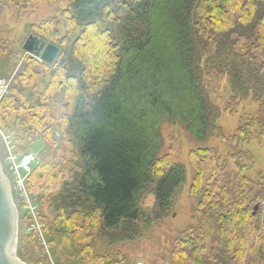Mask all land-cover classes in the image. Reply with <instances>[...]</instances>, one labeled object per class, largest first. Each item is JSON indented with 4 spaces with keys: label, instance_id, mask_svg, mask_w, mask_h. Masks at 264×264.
<instances>
[{
    "label": "trees",
    "instance_id": "obj_1",
    "mask_svg": "<svg viewBox=\"0 0 264 264\" xmlns=\"http://www.w3.org/2000/svg\"><path fill=\"white\" fill-rule=\"evenodd\" d=\"M1 1L22 18L42 4ZM52 1L67 36L81 29L70 60L58 54L52 64L40 63L29 54L0 103V127L17 144L42 138L51 147L56 130L77 150L68 176L43 161L27 180L54 263L128 264L121 247L151 234L187 181L185 168L173 162L174 146L160 156L164 123L178 119L194 139L207 142L219 129L211 95L227 82L230 114L248 99L259 109L226 141L247 142L259 128L264 142V0ZM104 18L109 27L101 25ZM43 27L39 35L59 41L54 20ZM43 76L50 80L41 87ZM95 86L101 91L79 97L72 116L52 114L59 95L72 98ZM189 161L198 225L180 234L172 264H264V214L253 215L264 200V176H248L255 156L222 157L203 148ZM14 199L22 208L15 193ZM23 220L33 223L30 214ZM24 237L38 239L37 232ZM39 245L34 249L43 258L32 256L31 264L49 260ZM18 255L26 260L20 249Z\"/></svg>",
    "mask_w": 264,
    "mask_h": 264
},
{
    "label": "rangeland",
    "instance_id": "obj_2",
    "mask_svg": "<svg viewBox=\"0 0 264 264\" xmlns=\"http://www.w3.org/2000/svg\"><path fill=\"white\" fill-rule=\"evenodd\" d=\"M2 7V8H1ZM4 2L0 0V43L3 45V54L0 57V77H7L13 81L21 66L31 56L23 51V45L31 34L41 37L47 44H53L59 47V59L61 61L67 60L71 45L76 41L80 35L81 29L78 28L76 32L67 36L65 29V21L62 16V11L59 5L52 0H42L40 7L32 14L25 18L20 17L19 11L12 7H4ZM54 20L57 23L56 30L53 32L58 34L59 41L56 43L39 35L38 27H43L47 21ZM103 27H109L110 23L104 19L100 20ZM66 39L64 42L63 40ZM70 58V57H69ZM68 58V61L70 60ZM36 60L40 63L43 60L38 57ZM38 67V66H36ZM39 70V68H38ZM110 76H107V79ZM50 76H43L39 85L43 87L45 81H49ZM101 91V88L95 86L90 91H79L78 94L72 98H65L59 95L52 104V114L56 118L64 115L72 116L74 114L77 99L81 96L90 99L91 95ZM232 93L225 82L221 92L211 95L212 103L219 109V118L217 120V127L215 135L207 142H200L194 139L181 124L178 119H170L163 124L161 128L163 136V147L160 156L167 155L173 146L176 152L173 155V162L185 168L187 173V181L178 189L171 201V205L167 210L165 217L153 228L151 234L137 241L136 243L125 245L122 250L127 254L128 264H136L142 262L143 264H172V251L180 234L188 229L191 225H198L196 213L198 210L199 198L193 196L190 192L192 180L194 176L191 167L189 156L192 151L203 148H214L217 150L219 156L226 157L229 153L238 151H247L255 156V168L248 173V176L253 180H260L264 176V142L259 137V128L255 129L253 136L247 142L241 141L238 144H231L226 141L229 140L236 131L240 128L243 121L252 117L259 109L258 103L248 99L240 104L239 113L235 116L230 114L227 110V103L229 102ZM55 128V127H53ZM56 147H51L47 141L42 138L36 139L31 144H17L12 136V148L16 154H31L36 158L33 164V170L37 165L43 161L54 162L59 165L62 170V175L68 176V171L71 170V162L75 158L77 150L70 143L69 139L61 136L59 131H56ZM78 154V153H77ZM8 155L7 147L0 137V159L3 166L6 168V158ZM66 161L68 163H66ZM6 173V172H5ZM8 176V173H6ZM9 177V176H8ZM10 178V177H9ZM30 200L33 204L34 212L30 208H26L23 203L20 212V236H19V249L22 252L25 262L31 264V261L36 262L40 257L38 251L35 252L34 247L38 248V242L44 246L42 236L48 244L44 232V225L39 221L37 204H34L33 198L30 195ZM260 204L259 210L264 214V200L257 203ZM256 204V205H257ZM255 205V206H256ZM30 214L33 223L27 226L25 223L24 215ZM37 232L36 238H25L24 236L30 233ZM39 245V246H40ZM101 245V244H100ZM49 246V253H47L48 261L43 264H56L52 259L51 249ZM18 249V250H19ZM36 257L35 260L32 259ZM43 258V257H42ZM40 260V259H39ZM41 264V263H39Z\"/></svg>",
    "mask_w": 264,
    "mask_h": 264
},
{
    "label": "water",
    "instance_id": "obj_3",
    "mask_svg": "<svg viewBox=\"0 0 264 264\" xmlns=\"http://www.w3.org/2000/svg\"><path fill=\"white\" fill-rule=\"evenodd\" d=\"M23 50L43 61L52 64L59 48L47 44L41 37L31 34L23 45ZM260 204L254 207L253 215L259 211ZM20 236V212L15 202L10 178L4 171L0 159V264H29L18 255Z\"/></svg>",
    "mask_w": 264,
    "mask_h": 264
},
{
    "label": "built area",
    "instance_id": "obj_4",
    "mask_svg": "<svg viewBox=\"0 0 264 264\" xmlns=\"http://www.w3.org/2000/svg\"><path fill=\"white\" fill-rule=\"evenodd\" d=\"M11 79L7 77H0V103L10 93ZM0 137L4 141L8 150L6 158V170L10 177L13 194L25 204L26 208H30L34 212L33 204L30 200L29 191L27 187L28 177L33 171V164L36 158L31 154H16L12 148V138L7 135L0 127ZM6 172V173H7ZM43 243L47 253H49V246L45 242L43 236ZM136 264H143L137 262Z\"/></svg>",
    "mask_w": 264,
    "mask_h": 264
}]
</instances>
